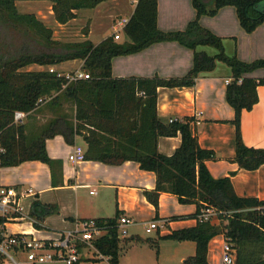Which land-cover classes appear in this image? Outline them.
<instances>
[{
    "label": "trees",
    "instance_id": "16d2710c",
    "mask_svg": "<svg viewBox=\"0 0 264 264\" xmlns=\"http://www.w3.org/2000/svg\"><path fill=\"white\" fill-rule=\"evenodd\" d=\"M54 18L65 24L77 17V10L95 8L107 0H50ZM196 17L186 29L163 31L158 26L159 0H138L136 7L123 27L124 40L115 39L114 33L95 44L90 39L63 43L54 38L53 28L35 13H20L16 0H0V16L17 29H24L47 44L62 47L63 52H23L14 57L0 55V166H15L27 160H40L53 167L46 149V140L63 134L73 142L81 133L88 147L86 159L120 164L135 160L142 169L157 174L156 187L146 190L147 199L158 212L162 192L178 196L181 203H194L197 217L206 206H213L225 213L223 222L198 221L197 225L159 235L158 240L145 241L159 251L161 240L194 241L196 252L185 264H210L209 242L222 233L237 250V264H264V212L257 207L264 200L253 196H240L229 176L215 178L206 165L214 158V152L203 148L192 129V117L165 123L158 116L159 87H182L195 84L201 74L215 69L217 61L227 63L232 78L227 85V101L235 110L231 121L235 125L236 161L241 168L255 170L264 164V148L248 146L242 135V114L251 110L259 101L258 86L264 78L251 75L264 68V58L241 60L237 54L228 55L224 39L200 23L203 15H215L220 8L233 5L242 27L249 33L264 23V0H214L212 7L206 0H192ZM176 41L194 52L192 68L181 77L137 76L115 77L113 59L121 55L140 52L149 46ZM200 46L217 50L215 55L200 51ZM59 48V49H60ZM69 59H81V69L89 78L69 80L56 70L21 71L30 63L54 65ZM239 79H242L239 82ZM49 105L58 106L70 102L75 107L76 123L61 113L48 121L38 135L26 134V125L15 121V112L35 111L46 99ZM84 130V132H82ZM181 134V145L172 155L158 149L161 136ZM58 212L53 204L35 200L30 216L37 228H43L47 215ZM117 215L107 219H95L106 231L94 241L98 253L107 256L110 264H119L123 250L117 227ZM158 216V214H157ZM174 219H177L175 217ZM4 218L0 216V224ZM2 230L0 229V240ZM86 244L81 243L80 249ZM73 263V264H79Z\"/></svg>",
    "mask_w": 264,
    "mask_h": 264
},
{
    "label": "crops",
    "instance_id": "0c3cea01",
    "mask_svg": "<svg viewBox=\"0 0 264 264\" xmlns=\"http://www.w3.org/2000/svg\"><path fill=\"white\" fill-rule=\"evenodd\" d=\"M41 1L44 5H38L34 13L46 21L47 16L54 17L52 2ZM137 2L138 0H107L95 8L77 10V17L65 24L57 22L54 18L55 28L59 32L65 31L82 16L88 17V20L92 18L89 33L82 34L80 41L90 39L97 44L115 33L121 20L130 18ZM120 16L122 19L118 20ZM195 17L196 9L192 0L170 1L167 4L159 0L158 26L163 31L184 30ZM200 23L223 37L228 54H237L244 61L264 58V23L253 32H247L240 23L235 6L226 5L215 15H203ZM111 27L114 32L110 31ZM64 37L68 38L69 35L63 33L58 40ZM207 47L210 46H200L198 50L207 52ZM2 56L6 58L7 55ZM72 60L78 61L79 67H82L83 60ZM193 60L192 49L176 41H164L137 53L115 57L113 75L181 77L192 68ZM58 64L30 63L20 70L37 71L51 67L57 69ZM251 75L264 78V68L254 71ZM231 78V67L223 61H217L215 69L201 74L192 86L159 87L158 116L165 123L171 119L183 120L192 117V129L196 132L200 145L214 152V158L206 161L211 174L215 178L229 176L240 196H253L264 200V164L255 170H248L241 168L233 160L236 155L235 125L231 121L235 117V110L227 101V85ZM258 94L259 101L253 109L243 111L241 126L243 140L248 146L264 148V84L258 86ZM49 100L50 98H47L35 111L25 112V116L20 119L19 122L26 125V134L38 135L48 121L61 113H67L66 118L76 123L75 107L72 103L65 102L59 107L60 110H56L58 106L49 105ZM198 112L200 115H196ZM181 142V134L161 136L158 149L165 155H172ZM76 144L87 150L88 144L81 133L75 134L72 143L68 142L63 134L47 138V152L55 160L53 167L40 160H27L19 165L1 167L0 175L3 182L15 186L20 195L19 202L23 214L26 216L21 220L7 221L5 232L26 233L53 239L66 230L81 227V222L85 220L112 218L119 211L121 215L134 220L129 226V234L121 238L123 247L121 254L124 256L120 255L119 264H122L123 258L130 254L134 253L137 256L140 250L154 249L145 241L147 238L158 240L159 235H167L174 230L197 225V218L191 217L197 210L196 204L181 203L178 196L170 192L160 194L157 212L156 207L145 195L146 190H153L156 187L157 174L154 171L142 169L140 163L135 160H126L120 164L92 159L72 161L69 155ZM30 189L32 191H29ZM36 199L58 207V212L47 215L43 228L35 227L33 220L27 218ZM175 217L177 219H174ZM153 219H162L166 222L164 227L153 230L155 234L153 231L148 232L145 226L146 221ZM218 222L215 220L213 223ZM223 240L222 233L210 240L208 246L210 264H223ZM183 242L186 241H174L171 247L178 249ZM12 253L18 263L11 258V262L8 261L0 254V264H65L62 261L35 263L28 260L22 251L16 250ZM98 254L92 247L88 248L85 245L81 250L79 264H83L82 261L86 259L96 264L101 258ZM176 254L175 261L179 259L182 263L186 257ZM131 255L130 264H149L144 259L134 262Z\"/></svg>",
    "mask_w": 264,
    "mask_h": 264
},
{
    "label": "built area",
    "instance_id": "2783aa9c",
    "mask_svg": "<svg viewBox=\"0 0 264 264\" xmlns=\"http://www.w3.org/2000/svg\"><path fill=\"white\" fill-rule=\"evenodd\" d=\"M128 21V18H124L118 24L115 30V39H120V30L123 29L124 25ZM53 67L50 71H54ZM59 75L64 73L59 72ZM65 76L69 80L86 79L90 77V74L85 71L76 70L73 73H67ZM242 79H239L241 82ZM196 115H200L198 112ZM25 116V112L16 111L15 121L19 122L20 119ZM176 119H171L170 122ZM5 152V148L0 146V153ZM72 161H82L86 159L85 148L76 144L73 151L69 155ZM1 170V166H0ZM29 191H32L31 189ZM20 195L16 190L15 186L5 184L0 175V216L4 218V222L0 224L2 230V238L0 240V254L8 256L15 262L17 260L12 255V251H22L25 253L28 260L35 263H43L50 261H62L65 264L77 263L81 260L80 244H86V247H92L95 251L94 241L103 235L105 229L97 225L96 220H85L81 222V227H77L73 230H66L60 236L53 239H44L34 235L26 233H15L9 234L5 232V223L9 220H21L26 216L23 214L22 207L19 202ZM258 210L264 212V205L257 207ZM225 213L213 206L204 207L201 212L197 215L198 221H211L212 223L220 220V215ZM27 218L34 219L29 215ZM134 222L133 219L121 215L117 220V227L120 238L126 237L129 234V226ZM166 224L165 220L153 219L145 222L146 230L148 232L153 231L157 228L164 227ZM98 252V251H97ZM99 257H104L102 254H98ZM222 262L223 264H237V250L232 243L228 240H223L222 245ZM18 263V262H17Z\"/></svg>",
    "mask_w": 264,
    "mask_h": 264
},
{
    "label": "rangeland",
    "instance_id": "374dc122",
    "mask_svg": "<svg viewBox=\"0 0 264 264\" xmlns=\"http://www.w3.org/2000/svg\"><path fill=\"white\" fill-rule=\"evenodd\" d=\"M164 3H169L175 2L177 0H163ZM208 2V6L212 7L214 5V0H206ZM16 4L18 7V10L20 13H34L38 7V5H44L43 1L41 0H16ZM190 5V4H189ZM191 6V5H190ZM44 9L43 7H41ZM47 9V8H46ZM123 17V16H122ZM46 24L50 27H54V38L58 40L59 36L63 33L68 34L69 37L66 38L64 37L62 40L63 43H72V42H78L80 41V38H82V34H87L90 31V28L92 26L91 21L88 20V17H80L78 21H76L74 24H71L70 27L67 30H57L55 28V20L54 17L49 15L46 18ZM122 19L121 16L118 17V20ZM117 22V19L114 20ZM98 29V28H97ZM111 32H114L113 27L110 28ZM60 33V34H59ZM120 34H123V30H120ZM96 40L95 38H93ZM124 35L121 36L119 39L120 41H123ZM225 41V40H224ZM225 44V43H224ZM230 46V44H229ZM57 47L53 44H47L43 40L37 38L36 36L32 35L31 33L25 31L24 29H17L14 28L12 25H10L8 22H6L1 16H0V53L1 55H7L6 58L8 57H14L15 55H19L23 52H28V53H33V52H42V51H50V52H63L64 49L61 47ZM207 52L210 55H215L217 53V50L214 47H207L206 48ZM226 50V49H225ZM228 54V52L226 51ZM230 55V54H228ZM57 69H55L57 72H61L64 74L67 73H73L76 70L83 71L79 67L78 61L69 59L64 62H61L60 64L56 65ZM223 222L222 219L219 220L218 223ZM155 234V231L152 232ZM150 233V235H153ZM148 235V234H146ZM148 235V236H150ZM174 241H160V249L159 251L153 247L152 251L149 249H143L138 252V255L136 256L130 254L133 256V261L138 262L142 259L148 262L149 264H185V260L194 255L196 252V243L194 241H186L183 242L178 249L172 248L171 243ZM150 251V253H149ZM178 255L180 257L185 256V260L181 263L180 260L175 261V256ZM122 255V254H121ZM128 255V257H124L122 264H130L131 262V257ZM124 256V254L122 255ZM4 259L8 260L11 262V259L8 256H4ZM83 264H94L93 261H90L88 259L82 261ZM96 264H110L108 259L104 256L100 258V261L97 262Z\"/></svg>",
    "mask_w": 264,
    "mask_h": 264
}]
</instances>
